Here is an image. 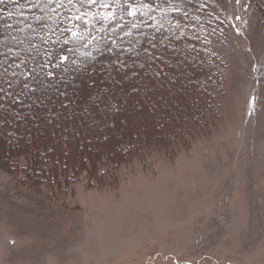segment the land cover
I'll return each instance as SVG.
<instances>
[{
    "label": "trees",
    "instance_id": "trees-1",
    "mask_svg": "<svg viewBox=\"0 0 264 264\" xmlns=\"http://www.w3.org/2000/svg\"><path fill=\"white\" fill-rule=\"evenodd\" d=\"M196 1L0 0V172L52 198L106 188L217 123L224 23Z\"/></svg>",
    "mask_w": 264,
    "mask_h": 264
},
{
    "label": "rangeland",
    "instance_id": "rangeland-1",
    "mask_svg": "<svg viewBox=\"0 0 264 264\" xmlns=\"http://www.w3.org/2000/svg\"><path fill=\"white\" fill-rule=\"evenodd\" d=\"M196 2L224 23L217 123L106 188L52 198L0 172V264H264V17L252 0Z\"/></svg>",
    "mask_w": 264,
    "mask_h": 264
}]
</instances>
